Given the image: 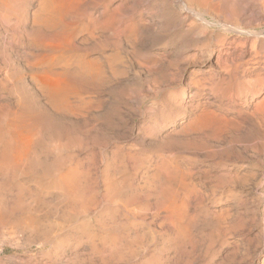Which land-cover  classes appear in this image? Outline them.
<instances>
[{"label": "bare ground", "instance_id": "bare-ground-1", "mask_svg": "<svg viewBox=\"0 0 264 264\" xmlns=\"http://www.w3.org/2000/svg\"><path fill=\"white\" fill-rule=\"evenodd\" d=\"M33 1L34 0H0V89H4L5 91V89L8 88L11 94L17 95L18 92L19 96L22 92L28 96V99L33 100V103L32 101L28 103L27 100L26 103L24 100L26 97L21 93L24 103H7L8 101L6 103H0V230H8L10 235H14L15 233L22 234V238L25 237L23 238L25 241L23 246L27 247L30 244H35L39 247L49 245L50 249L48 252L46 251L47 253L43 261H34L30 263L25 260V262H23V260L19 261V258L13 262L10 261L9 264H171L173 258L165 253L173 249L174 255H172H177L178 258L177 253L179 252H176V248L172 246L178 242L179 236L183 233L181 229H186L187 233H189L190 231L188 232V230H193L194 226L198 228L201 227V225L200 227L199 225L197 226V224L195 225V216L197 214L195 212L197 208L195 203L197 201V195L200 194L197 193L198 191L196 190L200 186L197 189L193 186L190 188L188 184L191 181H189V183H187V188L186 185H183V187L181 186L183 183H180L183 176L190 177L193 172L191 171L190 174H187L183 168L180 169L177 163L174 162L173 156L165 155L162 158L160 157L158 163H156L157 158L155 157L154 162L156 164L151 167V161L149 162L150 159L148 160L145 156V158L139 156L136 152H131V149L125 150V147L120 148V146H116V148L119 147L117 149V154H115V150L113 151L112 149L118 158V163L116 162L117 158L115 160L110 158L112 160V165L109 163H107L108 165H102V160L100 156H98L100 154L97 155V153H95L94 147L98 139L97 134L100 130L98 121L101 119L104 106L103 103L83 102L86 88H88V85H91L92 82L95 83L92 80L98 77L100 71L96 61L91 60L92 58L89 59L87 55L80 52V50L75 51L70 48L69 38L78 30L76 26L78 17L74 16L77 15V13L74 14L73 12L71 14V10L66 6L67 4H64V0H39L38 8L31 11V3ZM241 1L242 0H199V4L202 11H206L205 14L207 13L209 15L210 21L214 23L219 33L223 34V37L233 38L237 41L233 42V44L236 43V50H241L245 47L249 41L248 38H255L257 43L255 53L257 54L258 62L264 63V0H256L259 6L260 16L256 24L249 23L248 27H246L247 25L243 23V19L241 18L239 7ZM180 2L182 3L183 11L191 18L203 21L205 16L202 13L193 12L189 7L191 0H180ZM254 3L253 1V4ZM87 8L88 7H84V10L81 9L83 11L82 13L88 17V22H84L86 24L82 25L81 30L89 31V29H91L92 32H95L97 30L109 31L114 29V27L112 28L113 23L112 25L110 23L101 26L100 23H104V21L99 23L96 18L94 19L92 17L89 11V13H87ZM75 17L77 19H75L76 22H69ZM79 22L81 21L79 20ZM79 24L81 25V23ZM131 25L132 24H130V27ZM125 29V31H128L127 29L129 28L127 27ZM115 31L113 30V32ZM121 31L122 29L119 32ZM105 33L103 32V34ZM98 34L100 35V33ZM109 34L113 35L112 31ZM126 34L128 38V32H126ZM111 35H109V37H111ZM114 35L116 34L114 33ZM120 35L121 34H118V39ZM112 40H114V38H112ZM115 40L112 42L114 44L113 47L117 41ZM224 41L225 39L220 41L221 46L224 45ZM228 45H230V43H228ZM103 48L105 47L103 46ZM221 58L216 62L217 66L223 63L221 62ZM88 80L92 82L90 81L91 83L89 84ZM254 82H257V86L261 88L264 81L263 78L258 76ZM87 83L88 87L85 88ZM1 91L3 92V90ZM39 97L44 99L45 103H34L35 100L38 101ZM15 102H17V100ZM54 120H59L56 122L61 121V123L67 126L61 127L59 124L57 126L60 128L56 126L55 128L53 123L55 122ZM122 120L123 118L119 119L120 122ZM191 120L193 121V119ZM202 121L204 122V120ZM205 121L207 122V120ZM122 123V127H120L125 131L124 135H126L127 140L131 138L135 139L137 133L134 132L138 130L137 126L132 123V121L128 122L123 120ZM194 123L197 122L194 121ZM209 123H211L210 120ZM86 125H88V127L90 125L89 129L83 130L84 127H87ZM183 125H185V123ZM209 126L212 128L211 124ZM189 127L191 128L190 125ZM203 127H205L204 124ZM203 127L201 131H206L205 128V130H203ZM211 128L209 129L212 130L213 128ZM183 131L185 132V130ZM183 131L181 133H183ZM196 132H198V130H196ZM138 133H140L139 130ZM214 133H216L217 136L218 132H214L213 130L212 134ZM174 134L176 136V133ZM86 137H88L87 139L92 141V143L88 141L90 142V144L88 143L90 150H88L89 154L87 156L89 157H86L87 161L85 164L79 161L81 157L78 158L77 154L68 155L67 153L68 156H65V147L70 143L71 146L73 144L76 147V152L78 154L80 151H85L88 148L87 144L84 145L87 142L85 141ZM209 138L208 140L212 137ZM218 138H220V136H218ZM172 139L175 138H171V141L166 139L169 142L168 149H170L169 147L171 146L170 142H172ZM159 141L160 143L163 142L161 140ZM217 142H219V139ZM137 143L140 147H143L145 145L144 136H140V140H138ZM167 143H163L165 144V148H167ZM209 144L211 145V143ZM209 144H206V146L208 147ZM157 145L159 146V143ZM172 145L174 144L172 143ZM202 146L205 147V144ZM211 146L213 148L214 144ZM73 148L72 150H74ZM82 148L83 150H81ZM159 148L162 149V147ZM159 148H157V150H160ZM208 148L206 151L212 149ZM133 150H135V148ZM164 150L161 151L164 152ZM240 150H242V148ZM218 151L220 152L221 150L219 149ZM138 152L140 153V151ZM169 153L171 154V152ZM222 153L223 151H221V155ZM150 158H152V156ZM256 158H258V156ZM104 159H106V157ZM218 178L219 177H217V179ZM159 179L162 182H160ZM174 181H176L175 184L178 185V183H180L181 185L176 188L172 187ZM256 184L257 183H255V185ZM190 185H192V183H190ZM100 187L104 188V190H102L103 192L101 194H98L97 191H99ZM150 196L153 197L152 201H150V199L148 200ZM51 197H55V199L58 200L52 201L50 200ZM194 212L196 213L195 216L193 214ZM198 214L200 215V213ZM206 215L208 217L211 214L209 213L208 215L207 213ZM159 216L160 218L158 219ZM204 217L206 216L204 215ZM207 217L205 219L210 220L212 224L214 223V228L220 226V219L217 218V216L209 219H207ZM157 219L160 220L158 224H156ZM225 222H227L226 219L223 223L226 224ZM203 223L204 222H201L202 225ZM154 226H158L160 229L161 227H165L167 229L166 231H169V233L172 234V238H175L176 241L174 240L171 243L168 242L166 234L162 232V235H158L156 238L154 237L156 242L160 241L159 246H157L159 243L156 245L154 240L152 241V249H148L147 246L144 248L138 246L139 243L141 244V242L145 241L144 238L148 234H155L152 230ZM219 229H217V231ZM2 232L4 231L0 233ZM164 235L165 239L163 237ZM205 236H207V234ZM14 237L17 238L16 236ZM195 237L191 232L189 237H187L188 240H185V242L188 244L192 242L195 243ZM0 238V243L6 242L5 239L2 237ZM10 238L11 236L9 239ZM19 238L20 237H18L17 240H22V238ZM149 239H151V236ZM168 239L170 241V238ZM178 243H181L180 240ZM141 246L143 245L141 244ZM191 246L193 247L192 244ZM2 251V248H0V254ZM40 254H43V252ZM182 255L183 257L185 256L184 254ZM189 259L190 258H188V260ZM176 260L174 261L176 262ZM0 264L4 263L0 261Z\"/></svg>", "mask_w": 264, "mask_h": 264}, {"label": "rangeland", "instance_id": "rangeland-1", "mask_svg": "<svg viewBox=\"0 0 264 264\" xmlns=\"http://www.w3.org/2000/svg\"><path fill=\"white\" fill-rule=\"evenodd\" d=\"M38 1L39 0H34L31 3V11L38 8ZM81 1L82 0H64V4H67L66 6L70 8L71 14L73 12L74 14L77 13V15L74 16L78 17L77 22L76 17L72 19L73 21L69 19L71 23L76 22L78 29L74 32V37L71 36V38H69V44L72 50H80V52L85 53L89 59L92 58L91 60L98 63L99 75L95 80H92L95 83L90 80L92 82L91 85H88V83H91L88 80L85 88L89 86V89L86 88L85 90V99L83 102L103 103L104 106L102 109V111H104L102 112L101 121H98L101 133L99 130L97 134L98 142L96 140V148L94 147L96 151L94 152L97 153V155L100 154L98 156H100L102 160V165H108L107 163L112 165L111 159L113 158L115 160L117 158L115 154H117V149L119 147L116 148V146H120V148L125 147V150L131 149V152H136L139 156H145L148 160L150 159L149 162L151 161V167L159 162L160 157L162 158L165 155L173 156L174 162L177 163L180 169L183 168L187 174H190L191 171L193 172L190 176L192 179L183 176L180 182L183 184L181 185L177 181V185L175 184L176 181H174L172 187L176 188L180 185L187 186L189 181L192 183V185H190V183L188 184L190 188L193 186L197 189L200 186L198 188L199 190H196L198 191L197 193H200L197 195V201H200H196L195 203L197 207L195 212L197 214L195 212L193 214L197 216H195V225L197 224L199 227L201 225V227L198 228L194 226V229L192 228L193 230H188V232L190 231L189 233H187L186 229H181L183 233L177 240L178 242L180 240L181 243L176 242V244L174 243L175 245L172 246L176 248V252L181 254L177 253L178 258L177 255L173 256V249L165 253L173 258L171 264L175 262L174 260H176V258L177 260L174 264H264V82L261 88L257 86V82H254L258 76L263 78L264 81V63L258 62V57L255 53L257 45L256 39L253 37L248 38L249 41L246 46L241 50H236V43L233 44V42L237 41L233 38H225L223 34L219 33L214 23L210 21L209 15L207 13L205 14L206 11H202L199 0H191L189 7L193 12L202 13L205 16L203 21L191 18L185 13L182 9L180 0ZM253 1L256 3H254L255 5ZM84 7H88L86 10L87 13L90 12L92 17L94 19L96 18L99 23L104 21V23H100L101 26L110 23L112 25L113 23L112 28L114 27V29L109 31L97 30L98 32H92L91 29H89V31L81 30L82 25L88 22V17L82 13ZM239 7L241 18L243 19V23L247 25H245L246 27H248L249 23H257L260 11L256 0H242ZM79 20L81 22H79ZM79 23H81V25ZM130 24H132V28ZM125 25L129 28L127 29L128 31H125V28H127ZM121 29L122 31L119 32ZM113 30L116 31L113 32ZM111 31L113 35L109 34ZM103 32L107 34H103ZM126 32L129 34L128 38ZM98 33H100V35ZM114 33L116 35H114ZM118 34H121L119 39ZM105 35L108 37L106 38ZM109 35H111V37H109ZM112 38L117 40H115L116 43L114 47L112 43L114 40H112ZM222 39H225V43L221 46L220 41ZM228 43H230V45H228ZM103 46L105 48H103ZM220 58L223 63L217 66L216 62L220 60ZM1 90H3V92ZM21 93L20 97L18 92L17 95L11 94L8 88L5 89V91L4 89H0V97L2 96L0 98L2 100H0V103H6L7 101V103H24L22 101L23 95L26 97L24 98L26 103L27 101L28 103H31V101L33 103V100L28 99V96L23 93L22 95ZM40 98L41 97H39L38 101L35 100L34 103H45V100ZM16 100L17 102H15ZM120 118L128 122L132 121V123L137 126L140 133H138V130H135L134 133H137L138 137L136 136L135 139L131 138L127 140L126 135H124L125 131L121 128L123 120L120 122ZM191 119H193V121ZM208 119L211 123H209ZM202 120H204V122ZM205 120H207V122ZM54 121V127L60 128L57 126L59 124L61 127L65 126L61 121L56 122L59 120ZM194 121L197 123H194ZM199 122L201 124L203 123L205 127ZM184 123L185 125H183ZM210 124L213 129L209 126ZM86 126L87 127H84L83 130L89 129L90 125L89 127L88 125ZM202 127L203 130L206 129V131H201ZM183 130H185V132ZM196 130H198V132H196ZM213 130L221 135L217 134L216 136V133L212 134ZM182 131L183 133H181ZM174 133H176V136ZM140 136H144L145 145L143 147H140L137 143L138 140H140ZM206 136L208 138L212 137L213 141L212 138L208 140ZM218 136H220V138H218ZM162 137L167 138L163 141L164 138ZM87 138L88 137L85 138L87 142L84 144L88 145V148L86 149L85 146L86 150L84 149L86 152L80 151V156L76 152V147L73 144L71 146L70 143L66 146L68 148L65 147V156L77 154L78 158L81 157L79 161L85 164L89 157L87 156L89 154L88 150H90L89 144L90 142L92 143V141ZM171 138L175 139H172V142H170V149H168L169 142L167 140L171 141ZM218 139L219 142H217ZM159 140L163 142L160 143ZM164 142H168L166 145L167 148L164 147ZM158 143L159 146L157 145ZM172 143L174 145H172ZM209 143H211V145L214 144V147L212 148ZM201 144H205V147ZM206 144H209L208 147L210 146L209 148H212V151H206L208 148ZM159 147H162V149ZM72 148L74 150H72ZM134 148L135 150H133ZM157 148L160 150H157ZM239 148H242V150ZM112 149L113 151L115 150V154ZM219 149L223 151L222 155L221 151H218ZM81 150H83V148ZM161 150H164V152ZM138 151H140L141 154ZM169 152H171V154ZM103 153L107 154L105 155ZM151 156L152 158H150ZM257 156L258 158H256ZM105 157L107 161L109 160L108 162L104 159ZM155 157L157 158L156 163L154 162ZM117 161L118 158L116 162ZM186 168L190 170L188 169V171ZM250 173L251 176L253 175V178L250 176ZM225 176H228V179ZM217 177H219V180ZM222 178H226L224 180L227 181H224ZM160 182L162 181L160 180ZM255 183L257 184L255 185ZM102 190H104V188L100 187L97 193L101 194L103 192ZM152 198L153 197L150 196L148 200L150 199V201H152ZM50 200L57 201L58 199L51 197ZM198 213H200L201 216ZM207 213L211 215L207 217ZM204 215L207 219L217 216V218L220 219V226H218V228L215 226L216 228H214V223L212 224L210 220H206ZM159 218L160 216L158 219ZM225 219L227 221L225 222L226 224L223 223ZM157 220L156 224L160 221ZM201 222H204V226ZM156 227L158 228V226L152 228L156 235L148 234L144 238L145 241L141 242L143 246H141L140 243L138 246L142 248L147 246L148 249H152V241L154 240V242H156L155 238L158 235H162V232L166 234L168 242L171 243L175 240V238H172V234L166 231L167 229L165 227H161V229H157ZM217 229L219 230L217 231ZM1 231H4L2 233L5 235L0 233V237L5 239L6 242L8 241V244L6 242L0 243V248L3 250L0 254V261L4 264H9L10 261L13 262L19 258V261L23 260V262L28 261L30 263L34 261H43L45 254L50 249L49 245L39 247L38 245L30 244L27 247L23 246L25 242L23 238L25 237L22 238V234L15 233L14 235H10L8 230H0V232ZM191 232L194 237L196 236L194 240L196 242L188 244L185 240H188L187 237H189ZM206 234L207 236H205ZM10 236L11 238L9 239ZM150 236L151 239H149ZM18 237H20L19 239L22 238V240H17ZM163 237L165 239V235ZM168 238H170V241ZM155 244L159 246L160 241ZM42 252L43 254H40ZM182 254L186 255L183 257ZM188 258L190 259L188 260Z\"/></svg>", "mask_w": 264, "mask_h": 264}]
</instances>
